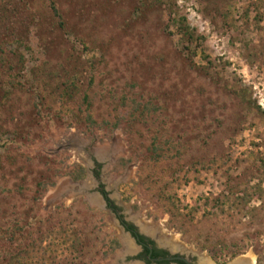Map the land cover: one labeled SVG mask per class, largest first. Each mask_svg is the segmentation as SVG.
<instances>
[{
  "label": "rangeland",
  "instance_id": "obj_1",
  "mask_svg": "<svg viewBox=\"0 0 264 264\" xmlns=\"http://www.w3.org/2000/svg\"><path fill=\"white\" fill-rule=\"evenodd\" d=\"M155 1L57 0L69 44L49 16L40 40L30 27L15 76L0 68V263L40 241L30 252L37 264H119L120 229L102 211L96 162L126 218L171 249L212 264L264 253V192L256 190L264 191V0ZM181 18L195 54L179 44L173 19ZM74 68L88 103L76 94L62 112L55 89ZM138 103L149 114L130 133L111 126ZM35 104L62 118L35 115ZM129 139L139 156L119 165ZM153 140L164 148L158 162L149 157ZM78 165L85 174L75 180ZM61 181L70 189L49 200ZM244 192L251 197L242 206ZM109 239L118 245L110 249Z\"/></svg>",
  "mask_w": 264,
  "mask_h": 264
},
{
  "label": "trees",
  "instance_id": "obj_2",
  "mask_svg": "<svg viewBox=\"0 0 264 264\" xmlns=\"http://www.w3.org/2000/svg\"><path fill=\"white\" fill-rule=\"evenodd\" d=\"M45 3L41 2V0H0V68L5 67V69L10 71L2 72V75L6 73L7 75H10L12 78L14 75V70L19 68L20 60H22L23 56L18 51L20 46H23L25 48V45L28 41L27 36L32 31L30 29L33 28L35 31L36 38L40 40V38L47 35V30L50 29V23H48V17L51 16L52 18L57 19V27L59 29H63L64 37L63 39L67 41V44H69V37L74 36L72 31H68V29L65 26V19H64V13L61 11L60 7L58 6L57 0H44ZM156 3L154 5L156 6H162L163 1L162 0H156ZM110 4H115L116 2L109 1ZM46 4V5H44ZM164 6V5H163ZM162 6V7H163ZM47 10V11H46ZM43 11L45 13H43ZM174 25L177 27L178 34L181 36L180 38V45L182 46V50L185 52H191L192 54H195L194 48L191 49V45L194 40V34L193 31L189 29L188 24L186 23L185 18L178 19L177 21L173 19ZM52 28V27H51ZM66 37L68 38L66 40ZM76 41H79L80 44H83L81 39H74ZM47 43L50 45L52 44V39H47ZM187 56V54H185ZM13 59H18L17 62L13 63ZM74 71L73 74H70V72L66 69H64V74L62 75V80L59 82L60 86H57L55 90L59 93L58 101L55 100L56 103H59L62 108V112L66 111L69 112V108H64V106L69 105V102H72L76 96V94L81 95V101L87 106V93L85 91H79V87L77 84V71L76 69H72ZM16 74V73H15ZM18 75V74H17ZM7 77V76H6ZM20 77V75H19ZM11 84L12 82L8 81V84ZM17 85H20V80ZM55 90L51 92V94L55 93ZM40 101H43L40 99ZM36 105V111L35 115L39 117H43L45 114V117L52 118V117H59L61 112L56 111L52 107L48 106V109L46 112L38 107ZM43 106V103H41ZM163 108H165V103ZM158 107L156 106V110ZM149 114V109L147 104H135V107L130 109L129 112L126 113V115L120 116L117 121L112 123V127L120 126L122 127L125 134L130 133V127L133 126L134 122H138L141 118H145L146 115ZM63 115V113H62ZM172 116V115H171ZM171 116H167V120L163 122L164 125L169 123L171 121ZM62 118V116L60 115ZM59 117V118H60ZM105 125H108L107 121H103ZM181 129L182 127L179 126ZM111 128V127H109ZM197 128V127H196ZM197 130V129H195ZM178 131V132H177ZM177 131H174L172 134V138L178 141V139H181L183 137L184 133H180V131L177 129ZM128 145L131 149L130 155L126 158H120L118 160L119 165H125L127 163L132 162L135 159V155L139 156V153H136L133 149V142L132 140H128ZM149 148V157L154 161L158 162L161 158L164 157V148L162 147V143L157 140H153L150 143ZM85 174V170L81 165H78V173L71 174L72 178L77 180L79 178H82ZM38 186L42 187L43 189L46 188V185H44L42 182H37ZM54 182L52 181L49 183V185H53ZM256 190L258 192H264L260 189L259 185L256 186ZM250 194L244 192L243 196L241 197L242 201H240V204L243 206L250 200ZM224 212V210H222ZM232 216V215H229ZM13 231H10L7 234V239L10 241L17 240L15 237V233L13 234ZM62 235V234H61ZM70 236V234H69ZM64 240L66 241L68 236H63ZM71 238V237H69ZM75 239V238H74ZM77 242V240H76ZM109 243L111 244L110 249L116 247L118 245L117 240L115 239H109ZM41 248V242H31L30 248L28 245H24L23 247L21 245L18 246V250L13 251L9 253V256L7 259H5L0 264H20V260L26 258V262L29 261L31 263L37 264V259L33 253H30L35 248ZM238 252H234L232 255H236ZM45 255V253L43 254ZM41 256V255H40ZM42 257V256H41ZM36 258V259H35Z\"/></svg>",
  "mask_w": 264,
  "mask_h": 264
},
{
  "label": "flooded vegetation",
  "instance_id": "obj_3",
  "mask_svg": "<svg viewBox=\"0 0 264 264\" xmlns=\"http://www.w3.org/2000/svg\"><path fill=\"white\" fill-rule=\"evenodd\" d=\"M101 164L95 163L93 173L96 178L97 192L101 195L105 211L114 216L118 223L120 234L131 239L132 249L124 254L119 264H202L196 255L171 249L166 242L160 241L158 234H150L143 230L133 220L127 219L121 206L113 199L99 177ZM121 246L123 245L120 241ZM251 264H264V253L253 255ZM208 260V259H206ZM205 260V261H206ZM214 264V263H213Z\"/></svg>",
  "mask_w": 264,
  "mask_h": 264
},
{
  "label": "bare ground",
  "instance_id": "obj_4",
  "mask_svg": "<svg viewBox=\"0 0 264 264\" xmlns=\"http://www.w3.org/2000/svg\"><path fill=\"white\" fill-rule=\"evenodd\" d=\"M102 149V150H101ZM99 152H97L96 154L101 157L102 159H105V156L107 154V151L104 148H101ZM69 183L68 181H61L58 188L56 190H54L48 197L49 200H53L54 198L60 196V194L65 191V190H69ZM62 195V194H61ZM60 198V197H59ZM95 203L98 202V199H94L93 200ZM93 202V203H94ZM144 230L151 232L150 226H144ZM162 238V237H160ZM121 242L123 244V250L124 252L130 251L132 249V244L131 242H129V240H127V238L125 236H120ZM254 257L252 255H245V256H240L238 258L237 261H235V264H251L253 263ZM202 264H212L208 261H204L202 262Z\"/></svg>",
  "mask_w": 264,
  "mask_h": 264
},
{
  "label": "water",
  "instance_id": "obj_5",
  "mask_svg": "<svg viewBox=\"0 0 264 264\" xmlns=\"http://www.w3.org/2000/svg\"><path fill=\"white\" fill-rule=\"evenodd\" d=\"M101 201H102V203H103V200H102V198L100 199ZM104 205V204H103ZM236 262L234 261V262H232V263H230V264H235Z\"/></svg>",
  "mask_w": 264,
  "mask_h": 264
},
{
  "label": "crops",
  "instance_id": "obj_6",
  "mask_svg": "<svg viewBox=\"0 0 264 264\" xmlns=\"http://www.w3.org/2000/svg\"><path fill=\"white\" fill-rule=\"evenodd\" d=\"M104 204V203H103ZM104 206V205H103Z\"/></svg>",
  "mask_w": 264,
  "mask_h": 264
}]
</instances>
